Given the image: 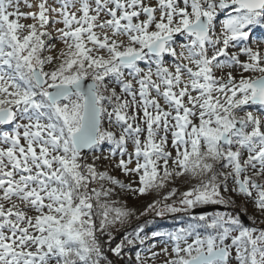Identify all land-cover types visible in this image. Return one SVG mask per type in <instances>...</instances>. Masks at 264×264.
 <instances>
[{
    "label": "snow or ice",
    "instance_id": "6c2138e0",
    "mask_svg": "<svg viewBox=\"0 0 264 264\" xmlns=\"http://www.w3.org/2000/svg\"><path fill=\"white\" fill-rule=\"evenodd\" d=\"M257 27L264 0H0V264H112L100 237L135 215L116 189L169 185L147 211L195 223L166 234L163 264H264V51L245 43ZM105 143L111 160L89 162ZM249 202L253 227L193 215Z\"/></svg>",
    "mask_w": 264,
    "mask_h": 264
},
{
    "label": "trees",
    "instance_id": "16d2710c",
    "mask_svg": "<svg viewBox=\"0 0 264 264\" xmlns=\"http://www.w3.org/2000/svg\"><path fill=\"white\" fill-rule=\"evenodd\" d=\"M21 11H27V9L22 7ZM21 22L27 24L31 23L32 21L22 20ZM57 27H60V25H57ZM180 42H183L182 37L180 38ZM61 47L62 45L59 42H56V49L51 54L56 55ZM141 66L143 67L144 65L142 64ZM252 107L256 114H259V112L257 111L258 106ZM106 126L107 124L105 122V127ZM113 149L114 146L108 143L100 145L94 153L90 152L87 155V160L91 162V160L93 159V155L100 157L108 156L111 160V152ZM118 158L119 156L117 155L116 159L118 160ZM97 163L101 169L107 170L109 174L115 176L125 185H128L136 180V177L125 176L119 169H115L114 161L112 163V166H109V162L104 161L103 159L97 161ZM132 186L136 187L137 185L135 183H132ZM176 186L181 190H184L186 187L185 185L179 183ZM171 187L172 185H169V187L163 190L160 194L153 192L145 196H139L138 194H134L132 192L121 191L119 188L116 189L119 194L115 195L114 199L120 202V204L117 206L122 205L129 209H132L135 215H133L124 225L119 226L116 231L112 232L110 243L108 235H103L100 237L107 261H111L112 264H137L136 257L137 254H139L141 258L146 261V264H159L157 261L159 256H157L155 260L151 259L152 252L157 253V251L158 253L162 254L163 260L166 258L161 250L167 247L169 249V252H171L172 246V242L169 240L166 234L176 232L180 228H186L189 224L195 223V221H192L189 215L185 213H175L171 215L170 213H167L163 215L162 218H159V215L156 214L155 210L147 211L148 205L155 203L157 200L160 201V203L157 205V209L163 207L165 201L162 197L167 194ZM237 202L242 203L241 198H236V203ZM167 203H173V201L170 200L167 201ZM218 206L223 207L226 210L229 209L233 212H236L241 216L243 215L248 220H252L251 217L254 215V208L250 202L246 205L247 215L244 214L240 207H224L221 205ZM204 207H210V205L201 206L197 209H201ZM141 213L146 214L142 215ZM215 213L216 212L207 213V216H212ZM257 219L259 218L257 217ZM157 233H160L161 235H156ZM129 239L133 240L134 242L132 244H128L127 240ZM141 239H143V243H140ZM121 243H123L124 245L121 256L116 257L112 254L111 249ZM104 264H107V262H104ZM160 264H163V262Z\"/></svg>",
    "mask_w": 264,
    "mask_h": 264
},
{
    "label": "rangeland",
    "instance_id": "374dc122",
    "mask_svg": "<svg viewBox=\"0 0 264 264\" xmlns=\"http://www.w3.org/2000/svg\"><path fill=\"white\" fill-rule=\"evenodd\" d=\"M226 17H224V16H221L220 18H219V20H218V22H217V26H218V28H219V23H220V21H222L223 19H225ZM261 40H264V28H259V27H257V28H255V29H253V31H252V34H251V36H250V40L249 41H247V42H245L246 44H248L249 46H251V47H253L254 49L259 45V47L261 48V50L262 51H264V44H259V41H261ZM239 52V48H230L229 49V52L231 53V52ZM241 60H244V59H246V57H244L243 55H241ZM221 59H223V58H221ZM226 71V70H225ZM220 73H217V75H219ZM234 75H238L236 72H234L233 73ZM245 75H248L247 73H245ZM90 153V152H89ZM88 153V154H89ZM240 205L241 204V202H237V205ZM210 206H216V205H210ZM225 211H227V212H221V213H232V214H237L236 212H233V211H231V210H225ZM212 212H218V211H212ZM209 213H211V212H209ZM172 213H170V215H171ZM201 215H203V214H201ZM205 215V214H204ZM206 215H208L207 213H206ZM163 216H159V218H162ZM245 219L246 220H248L246 217H245ZM249 227H253V226H256V225H254L253 224V221L252 220H248V224H247ZM260 226H264V223H261V225ZM116 231V230H115ZM161 252H162V250H161ZM157 253H158V251H157ZM163 255H164V253H163ZM158 263L160 264V263H162L164 260H163V258H162V254L161 253H159V257H158Z\"/></svg>",
    "mask_w": 264,
    "mask_h": 264
},
{
    "label": "water",
    "instance_id": "95a60500",
    "mask_svg": "<svg viewBox=\"0 0 264 264\" xmlns=\"http://www.w3.org/2000/svg\"><path fill=\"white\" fill-rule=\"evenodd\" d=\"M226 209L223 208V207H220V206H210V207H204V208H201V209H197L193 212L194 215H200V214H205V213H209V212H212V211H218V212H223L225 211ZM241 218L244 220V222L246 224H248V220L245 219V217L242 215Z\"/></svg>",
    "mask_w": 264,
    "mask_h": 264
}]
</instances>
